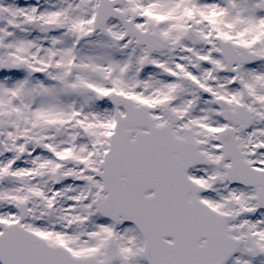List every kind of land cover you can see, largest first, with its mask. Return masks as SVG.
I'll use <instances>...</instances> for the list:
<instances>
[{
    "label": "snow or ice",
    "instance_id": "1",
    "mask_svg": "<svg viewBox=\"0 0 264 264\" xmlns=\"http://www.w3.org/2000/svg\"><path fill=\"white\" fill-rule=\"evenodd\" d=\"M0 264H264V0H0Z\"/></svg>",
    "mask_w": 264,
    "mask_h": 264
}]
</instances>
